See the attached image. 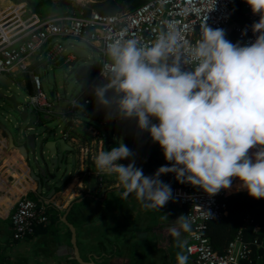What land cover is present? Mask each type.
<instances>
[{
  "label": "clouds",
  "instance_id": "clouds-1",
  "mask_svg": "<svg viewBox=\"0 0 264 264\" xmlns=\"http://www.w3.org/2000/svg\"><path fill=\"white\" fill-rule=\"evenodd\" d=\"M246 2L260 16L251 26L258 33L251 44H234L225 29L207 22L194 44L185 43L171 25L149 44L119 37L107 44L105 83L94 88L98 106L107 120L135 119L171 165L146 176L125 143L100 151L95 166L117 174L123 198L135 193L145 207L160 210L173 199L171 185L160 177L174 173L180 183L209 196L230 189L239 178L251 197L264 199V0ZM256 146L261 148L253 158L249 150ZM129 158L127 166L119 163ZM175 222L184 232L192 231L187 216ZM171 233L181 249L177 264H188L187 241L177 229Z\"/></svg>",
  "mask_w": 264,
  "mask_h": 264
},
{
  "label": "crops",
  "instance_id": "crops-1",
  "mask_svg": "<svg viewBox=\"0 0 264 264\" xmlns=\"http://www.w3.org/2000/svg\"><path fill=\"white\" fill-rule=\"evenodd\" d=\"M96 1L0 0V14L11 15L13 10L18 8L21 12H27L29 17L44 21L69 15L73 11L80 13L84 10H90L89 4ZM28 24H31V22ZM66 42H68L67 51L68 46L75 48L72 53L66 51L56 66L42 63L38 68L42 82L44 80L48 83L50 94L55 92L53 100L59 93L56 91V85L50 82L49 68L64 72V78L67 81L68 76L73 75V72H75L74 65L81 63L79 57L85 55L95 59L92 54L76 47V42L72 40H66ZM80 44L98 52L85 43L80 42ZM78 54H81V56ZM97 69L98 67L91 68V72H93L91 83L98 76L93 77ZM4 76L12 82L16 79L21 80V76L17 74H6ZM17 85L19 86V84ZM21 86L19 87L25 90L29 96L35 94L34 85L29 78L25 77ZM60 86L62 85L60 84ZM87 88L72 95L68 101H65L66 106L63 108H61V102L53 104L56 101L52 102L46 95V101L53 104L51 114L46 115L39 112L44 118L52 119V122L60 125L64 137L67 133L70 135L66 140L68 145L76 150V161L73 168L74 178L66 191L52 199L46 198L47 193H44L43 198L39 196L37 184L28 177V171L24 170L26 169L25 165L17 166V172L15 174L11 173L12 166L16 165L19 155L17 153L10 154L7 139L0 136V264H12L13 261H15V264H25L24 256L26 253L33 255L34 264H78L73 256L70 229L64 223L60 225L54 223L50 226V223H48L47 226L36 227L34 233L25 239L21 241L14 240L11 224L13 206L20 197L27 195L31 198V194L40 200L43 199L44 205L54 206L61 217L67 213L71 204L83 200L82 203L78 204L80 205L79 215H73L71 211L67 219L78 230V245L81 257L85 262H94L95 264H177L176 254L181 249L175 246L176 237L172 235L171 229L175 228L180 231V239L186 240L188 244V232H184L179 224L175 222L181 215H184V207L180 201L173 197L160 210L147 208L137 199L135 193L130 194L127 198L122 197L121 194L124 189L118 182L117 174L100 172L93 161L87 163L81 161L79 149L84 144L91 146L97 156L100 151H110L114 147H119V143H121L120 140L115 141L114 136H110L109 125L103 123L105 118H103L102 107L98 106L96 112L91 115L86 112L88 108L95 104L98 105L96 99L91 106L83 109L81 121L73 123L72 117L67 113L68 102L77 96L88 97L85 91ZM90 118H95L103 123L108 135H104L92 124ZM153 120L152 122H154ZM132 121L116 119V123H122L123 128L126 129L123 143L136 153L134 157L135 164L137 167L142 168L143 173L147 176L145 170L149 164L148 161L164 158L163 149L158 142L152 140L150 133L147 131L143 132L139 140H136L140 135L139 128H137L138 132L134 129L135 133L133 135L131 133L132 136H129L128 131ZM91 130L98 131L99 140L90 137ZM129 160L131 158L123 159L119 163L124 164ZM161 165L171 166L167 161H164ZM158 166H160V163ZM170 175L171 173L163 174L160 179L170 184L172 188L174 183L171 181ZM237 179L234 178L233 182ZM243 190L246 189L238 191ZM164 215H167L168 218L162 219ZM185 254L189 257L188 264H195V259L187 251H185ZM26 264H28V261Z\"/></svg>",
  "mask_w": 264,
  "mask_h": 264
},
{
  "label": "built area",
  "instance_id": "built-area-1",
  "mask_svg": "<svg viewBox=\"0 0 264 264\" xmlns=\"http://www.w3.org/2000/svg\"><path fill=\"white\" fill-rule=\"evenodd\" d=\"M238 3L244 6V21L234 27L236 43L251 44L258 35L253 33L251 26L259 21L260 16L252 12L246 0H146L133 10L113 16H103L94 11L89 15L73 11L69 15L44 21L29 17L27 12L15 8L11 15L0 14V75L21 76V80L13 81L19 86L25 77L29 78L35 88V94L29 98L33 110L36 114H51L55 103L49 104L46 101L39 66L42 63L56 66L67 51L66 40L82 42L95 49L103 57V61L98 76L85 90L90 95L77 96L68 102L67 113L72 117L73 123H78L83 116V109L91 106L96 99L94 88L105 83L102 77L103 66L110 63L107 61L106 46L114 38H137L142 44H149L161 30H167L171 25L180 32L185 43L194 44L201 38L206 22L214 29L228 30L233 9ZM54 100L59 103L62 96L57 94ZM68 137L70 135L67 133L65 139ZM90 137L97 140L100 138L96 130L90 131ZM260 148L261 146H256L250 149L249 156L254 158ZM92 149L88 144L80 147V159L83 163L94 162L96 154ZM129 163L131 160L124 162V165ZM170 179L173 182L176 180L174 173H171ZM230 194L229 189H221L215 196H209L191 184L185 189L176 188L173 191V197L184 207V216L191 222L192 231L188 232L187 244L190 252H187L195 259V264H241L250 260L252 247L241 236L230 244L224 254L214 250L208 237V224L227 214V206L220 202V197ZM48 223L49 217L44 209L39 208L32 198L24 195L15 202L11 215L15 241L25 239L34 233L38 225L46 226ZM254 245L258 258L264 261V243L255 240Z\"/></svg>",
  "mask_w": 264,
  "mask_h": 264
},
{
  "label": "water",
  "instance_id": "water-1",
  "mask_svg": "<svg viewBox=\"0 0 264 264\" xmlns=\"http://www.w3.org/2000/svg\"><path fill=\"white\" fill-rule=\"evenodd\" d=\"M79 58L81 63L74 65L75 72L68 76L67 81L61 86L66 93L71 85L81 80L84 73L91 70L92 63H95L89 56L83 55ZM99 72L100 68L94 72L93 77ZM23 92L27 93L16 83L0 75V134L8 141L9 153L19 155L11 173L17 172V166L25 165L26 169H23L28 171L30 180L37 184L39 196L43 198L44 193H47L46 198L52 199L66 191L74 178L76 150L68 145L60 125L39 113L36 115L29 99H20V93ZM54 93L50 94L52 98ZM112 94L111 91L108 93L109 96ZM63 101L62 98L60 102ZM58 119L60 120L59 117ZM82 202L83 200H79L71 204L61 221L70 229L74 260L78 264H95L83 261L78 245V230L67 219L75 204Z\"/></svg>",
  "mask_w": 264,
  "mask_h": 264
},
{
  "label": "trees",
  "instance_id": "trees-1",
  "mask_svg": "<svg viewBox=\"0 0 264 264\" xmlns=\"http://www.w3.org/2000/svg\"><path fill=\"white\" fill-rule=\"evenodd\" d=\"M145 2V0H97L95 3L89 4L88 7L91 9L84 10V14L89 15L94 11L103 16H113L133 10ZM243 7L241 3L235 5L231 26L226 30V38L234 44L237 40L234 27L244 21ZM164 161H166L165 158L149 160V164L145 170L147 176L154 175L158 168L163 166L161 164ZM159 163L160 166H158ZM167 163L169 162L167 161ZM173 183L172 191L176 188L185 189L190 185L189 183H180L177 179ZM240 185L241 181L238 178L232 183V187L229 191L235 192L242 190ZM30 196L37 203L39 208L44 209L46 215L49 217V226L54 223L58 225L62 223V217L54 206H46L39 198L32 194ZM219 200L227 206V214L221 219L208 224V237L211 246L218 253L224 254L228 250L230 244L235 241L237 237L241 236L244 242L250 244L253 252L250 260L243 261L241 264H264V261L258 258V251L254 245L255 240L264 243V199H255L248 194L247 190H243L228 196L220 197ZM79 208L80 205L75 204L71 213L78 216ZM38 227L44 226L38 225L37 228Z\"/></svg>",
  "mask_w": 264,
  "mask_h": 264
},
{
  "label": "rangeland",
  "instance_id": "rangeland-1",
  "mask_svg": "<svg viewBox=\"0 0 264 264\" xmlns=\"http://www.w3.org/2000/svg\"><path fill=\"white\" fill-rule=\"evenodd\" d=\"M65 43L68 44V42H66V41H65ZM75 45H77L76 47L81 48L83 51H87L86 53L92 54L95 57V59H94L95 63H92L93 67H98L99 68L102 65L103 58L98 52L92 51V49H90L88 47H84L80 43H76ZM74 49H75L74 47H69L68 46V51L67 52L68 53H72L74 51ZM107 61L110 62L108 60V57H107ZM94 65H96V66H94ZM91 71L92 70H90L87 73H84L82 75V77H81V80H78V82L76 84L74 83L73 85H71L70 88L68 89L67 93H66L65 91H63L61 89V86H60V84L62 85V83L64 81H66V79L64 78V76H65L64 72H61L60 70H57V71L56 70H52L51 68H49V79H50V82L57 86L56 91L64 99V101L62 102L61 108L66 106L65 105V100L68 101L72 97V95L81 92L82 90H84L85 88H87L89 86V84L91 83V80H92L91 77H92V73H93ZM43 90L46 93L47 98L49 100H51L52 102H55L53 100V98L50 97V89H49L48 83L45 82L44 80H43ZM16 92L19 93L18 91H16ZM20 94H21V96H20L21 100L25 99V98L29 99V94L24 93V92L20 93ZM87 95H90V92H87ZM97 107H98V105L95 104L91 108H88V110L86 112L88 113V115H91V114L96 112ZM102 109H103V118H105L106 110L104 108H102ZM153 121H154L153 123H156V124L159 123V121L157 119H154ZM90 122L92 124H94L104 135H108V132H107L106 127H105V125L103 123L108 124L109 125L110 136L111 137L114 136L113 138H114L115 141L120 140V142H124L126 129L123 128L122 123L121 124L116 123V119L107 120L105 118L103 123H101V122L97 121L95 118H90ZM137 128H138L137 127V121L135 119H133L132 125H131V127H130V129L128 131V135L132 136L135 133V130L137 131ZM137 132H136V134H137ZM131 133H132V135H131ZM139 134L140 135H139V137L136 140H139V138H141V136L143 135V132L140 131ZM231 193L233 194V192H231ZM24 258H25L24 262L26 261V263H27V261H28V264H34L35 260H34L32 254L26 253ZM12 264H15V261H13Z\"/></svg>",
  "mask_w": 264,
  "mask_h": 264
}]
</instances>
